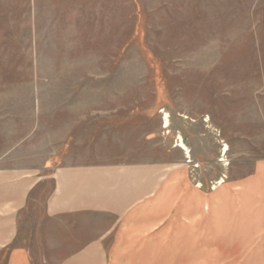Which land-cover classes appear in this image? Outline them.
Segmentation results:
<instances>
[{
  "label": "rangeland",
  "instance_id": "rangeland-1",
  "mask_svg": "<svg viewBox=\"0 0 264 264\" xmlns=\"http://www.w3.org/2000/svg\"><path fill=\"white\" fill-rule=\"evenodd\" d=\"M120 122L164 158L177 124L208 134L219 152L199 195L261 166L264 0H0V168L57 166L75 138ZM163 211L147 264H187L185 208L178 243Z\"/></svg>",
  "mask_w": 264,
  "mask_h": 264
},
{
  "label": "crops",
  "instance_id": "crops-1",
  "mask_svg": "<svg viewBox=\"0 0 264 264\" xmlns=\"http://www.w3.org/2000/svg\"><path fill=\"white\" fill-rule=\"evenodd\" d=\"M137 127L91 130L57 166L0 168V264L156 263L145 249L161 246L148 233L162 231L164 208L174 217L175 243L185 208L187 264H264V163L199 195L194 182L210 180L203 173L215 165L214 140L195 124L185 131L177 124L164 158ZM194 165L197 179L189 177Z\"/></svg>",
  "mask_w": 264,
  "mask_h": 264
},
{
  "label": "bare ground",
  "instance_id": "bare-ground-1",
  "mask_svg": "<svg viewBox=\"0 0 264 264\" xmlns=\"http://www.w3.org/2000/svg\"><path fill=\"white\" fill-rule=\"evenodd\" d=\"M167 121H168V115L164 114V116H163V126L164 127H168V122ZM178 139H179V147L186 151V148H184L185 146L182 143L181 137H178ZM224 150L225 151L228 150V147L225 144H224Z\"/></svg>",
  "mask_w": 264,
  "mask_h": 264
}]
</instances>
